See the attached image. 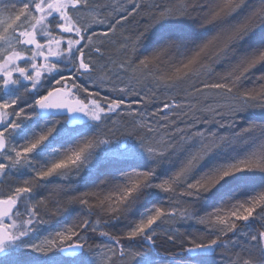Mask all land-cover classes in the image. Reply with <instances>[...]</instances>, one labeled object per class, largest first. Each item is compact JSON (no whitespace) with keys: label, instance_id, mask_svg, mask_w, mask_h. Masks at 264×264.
I'll return each mask as SVG.
<instances>
[{"label":"snow or ice","instance_id":"6c2138e0","mask_svg":"<svg viewBox=\"0 0 264 264\" xmlns=\"http://www.w3.org/2000/svg\"><path fill=\"white\" fill-rule=\"evenodd\" d=\"M0 264H264V0H0Z\"/></svg>","mask_w":264,"mask_h":264},{"label":"trees","instance_id":"16d2710c","mask_svg":"<svg viewBox=\"0 0 264 264\" xmlns=\"http://www.w3.org/2000/svg\"><path fill=\"white\" fill-rule=\"evenodd\" d=\"M217 71H222V69H219V68H218Z\"/></svg>","mask_w":264,"mask_h":264}]
</instances>
